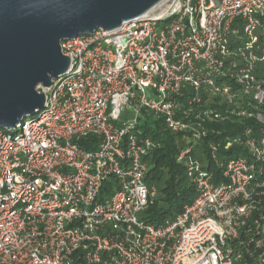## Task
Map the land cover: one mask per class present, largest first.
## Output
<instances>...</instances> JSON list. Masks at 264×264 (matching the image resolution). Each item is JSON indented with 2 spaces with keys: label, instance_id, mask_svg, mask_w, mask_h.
<instances>
[{
  "label": "built area",
  "instance_id": "built-area-1",
  "mask_svg": "<svg viewBox=\"0 0 264 264\" xmlns=\"http://www.w3.org/2000/svg\"><path fill=\"white\" fill-rule=\"evenodd\" d=\"M61 51L47 105L0 130V264H264V0H180ZM144 114L181 137L195 190L161 222ZM227 122L243 129L208 144L216 182L194 153ZM232 147L249 157L221 160Z\"/></svg>",
  "mask_w": 264,
  "mask_h": 264
},
{
  "label": "water",
  "instance_id": "water-1",
  "mask_svg": "<svg viewBox=\"0 0 264 264\" xmlns=\"http://www.w3.org/2000/svg\"><path fill=\"white\" fill-rule=\"evenodd\" d=\"M180 0H0V129L47 105L41 88L67 74L61 42L115 31L165 13Z\"/></svg>",
  "mask_w": 264,
  "mask_h": 264
},
{
  "label": "trees",
  "instance_id": "trees-1",
  "mask_svg": "<svg viewBox=\"0 0 264 264\" xmlns=\"http://www.w3.org/2000/svg\"><path fill=\"white\" fill-rule=\"evenodd\" d=\"M139 128L145 136L161 144V147L147 158L149 172L146 178L147 184L156 186L159 192L157 199L146 214L150 219L161 222L182 212L184 206L179 205V202L185 205L192 203L195 198V190L189 183L184 166L177 162L179 154L184 149L181 137L167 131L163 120L146 114H144ZM214 129L220 132V135L209 133L208 138L203 141L202 147L195 151L194 156L213 171L217 177L216 182H220L222 181L221 168L211 160L208 144L210 142L222 143L227 137L241 135L243 126L237 122H227L216 125ZM80 146L85 150L94 151L97 149V139L90 137L82 140ZM218 154L221 160L235 156L249 157L241 147H232L228 151L221 148ZM172 209H175V215H169Z\"/></svg>",
  "mask_w": 264,
  "mask_h": 264
},
{
  "label": "rangeland",
  "instance_id": "rangeland-1",
  "mask_svg": "<svg viewBox=\"0 0 264 264\" xmlns=\"http://www.w3.org/2000/svg\"><path fill=\"white\" fill-rule=\"evenodd\" d=\"M262 66H264V64H262ZM1 130V129H0ZM2 130H4V131H6V129H2ZM179 205H181V206H185V204H183L182 202H179ZM176 214V211H175V209H172L171 211H170V213H169V215H175ZM168 215V216H169Z\"/></svg>",
  "mask_w": 264,
  "mask_h": 264
}]
</instances>
